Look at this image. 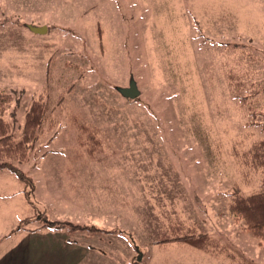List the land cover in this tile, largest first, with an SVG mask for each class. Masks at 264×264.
Returning a JSON list of instances; mask_svg holds the SVG:
<instances>
[{
	"label": "rangeland",
	"instance_id": "374dc122",
	"mask_svg": "<svg viewBox=\"0 0 264 264\" xmlns=\"http://www.w3.org/2000/svg\"><path fill=\"white\" fill-rule=\"evenodd\" d=\"M0 93L13 141L42 115L4 158L29 197L0 171V252L46 219L102 230L63 228L87 264H264L229 212L264 189V0H0ZM199 234L215 255L166 243Z\"/></svg>",
	"mask_w": 264,
	"mask_h": 264
},
{
	"label": "trees",
	"instance_id": "16d2710c",
	"mask_svg": "<svg viewBox=\"0 0 264 264\" xmlns=\"http://www.w3.org/2000/svg\"><path fill=\"white\" fill-rule=\"evenodd\" d=\"M8 103L9 97L0 93V171L6 170L13 174L18 181L23 184L24 196L28 198L29 194L25 188L32 187L30 179L4 158L8 157L7 159L12 161L23 160L22 158L25 157V149L29 147L28 143H30L32 139L29 127L37 126L41 121L42 115H40V113L39 115L34 114L33 121L31 120L26 123L21 139L13 141L12 138L8 136L9 124L2 119ZM249 154L250 157L248 156ZM244 156L247 162L250 159L255 169L259 167L264 168V141L255 144L248 154H244ZM247 162H245V164H247ZM229 212L234 217V220L239 221L241 225H243L242 228L253 238L264 241V189L249 195H241L238 191H235L234 198L229 205ZM24 222L27 221L24 220ZM44 222L46 228L63 229L64 227H69L73 232L87 230L102 232L101 229L93 226L88 227L69 223H55L46 219H44ZM209 238L210 237L207 234L185 235L172 240H167L166 243H179L194 248L200 252L215 255L216 249L212 246Z\"/></svg>",
	"mask_w": 264,
	"mask_h": 264
},
{
	"label": "crops",
	"instance_id": "0c3cea01",
	"mask_svg": "<svg viewBox=\"0 0 264 264\" xmlns=\"http://www.w3.org/2000/svg\"><path fill=\"white\" fill-rule=\"evenodd\" d=\"M63 231L41 226L34 231L24 228L15 240L14 236H2L1 241L12 239L2 245L0 264H87L95 254L88 250L93 249L86 248L83 242L70 240L72 233ZM77 233L82 235L84 231Z\"/></svg>",
	"mask_w": 264,
	"mask_h": 264
},
{
	"label": "water",
	"instance_id": "95a60500",
	"mask_svg": "<svg viewBox=\"0 0 264 264\" xmlns=\"http://www.w3.org/2000/svg\"><path fill=\"white\" fill-rule=\"evenodd\" d=\"M28 29L31 33L37 35H44L48 31L46 26H41V27L29 26ZM121 93L124 96L131 99H134L139 95V92L138 90H136V87L133 83H130L129 88L121 90Z\"/></svg>",
	"mask_w": 264,
	"mask_h": 264
}]
</instances>
